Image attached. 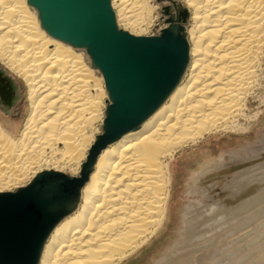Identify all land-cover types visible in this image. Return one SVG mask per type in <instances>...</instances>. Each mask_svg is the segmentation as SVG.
<instances>
[{
    "label": "bare ground",
    "instance_id": "6f19581e",
    "mask_svg": "<svg viewBox=\"0 0 264 264\" xmlns=\"http://www.w3.org/2000/svg\"><path fill=\"white\" fill-rule=\"evenodd\" d=\"M110 2L119 29L142 36L151 25L156 7L149 0ZM182 4L177 14L188 18L189 27L182 24L188 61L180 82L136 129L99 151L77 205L53 227L37 264H121L168 219L169 161L176 151L209 134L246 132L261 115L246 112L264 78V0ZM82 51L46 34L26 0H0V111L13 108L16 90L3 70L27 92L22 123L0 114V193L25 187L43 172L79 178L98 129L102 133L95 124L103 123L106 95L102 75ZM237 228L222 231L218 253L201 262L264 264V241L235 245L251 240L253 231L230 237L232 250L223 249Z\"/></svg>",
    "mask_w": 264,
    "mask_h": 264
},
{
    "label": "water",
    "instance_id": "95a60500",
    "mask_svg": "<svg viewBox=\"0 0 264 264\" xmlns=\"http://www.w3.org/2000/svg\"><path fill=\"white\" fill-rule=\"evenodd\" d=\"M26 2L46 34L85 51L89 66L102 75L108 101L102 133L79 178L43 172L25 187L0 193V264H37L53 227L77 205L99 151L160 107L188 61L184 17L170 9L164 13L167 26L158 34L134 36L118 28L110 0Z\"/></svg>",
    "mask_w": 264,
    "mask_h": 264
},
{
    "label": "rangeland",
    "instance_id": "374dc122",
    "mask_svg": "<svg viewBox=\"0 0 264 264\" xmlns=\"http://www.w3.org/2000/svg\"><path fill=\"white\" fill-rule=\"evenodd\" d=\"M149 1L156 8L151 15V25L142 36L158 34L167 26L164 13L170 9L176 15L180 12L174 5H183L182 0ZM182 24L189 27L188 18H184ZM3 71L14 82L16 90L13 108L0 114L6 121L22 123L27 115L26 88L20 79ZM103 92L105 95L104 89ZM254 96L246 114L252 115L257 110L262 113L249 123L246 132L209 134L176 151L169 161L172 184L168 219L149 243L121 264H196L197 258H202L201 262L208 254L218 253L220 234L235 225L242 228L227 234L228 244L230 239L247 232H255L256 237L252 234L251 240L238 239L235 245L243 241L241 245L251 243L254 239L255 244L251 245L256 246L264 241V103L259 104V100H264V78ZM107 101L105 95L103 112ZM0 107L4 106L0 104ZM238 123L243 127L247 125L242 119ZM101 125L100 121L95 124L97 128ZM97 134L101 135L99 129ZM250 217L246 226L238 225ZM228 244L223 249L228 246L232 250L233 246Z\"/></svg>",
    "mask_w": 264,
    "mask_h": 264
}]
</instances>
